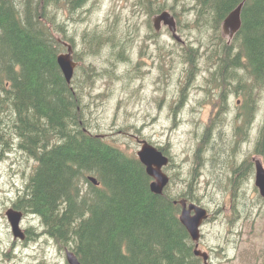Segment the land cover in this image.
Segmentation results:
<instances>
[{
  "label": "rangeland",
  "instance_id": "obj_1",
  "mask_svg": "<svg viewBox=\"0 0 264 264\" xmlns=\"http://www.w3.org/2000/svg\"><path fill=\"white\" fill-rule=\"evenodd\" d=\"M52 1L60 20L51 26L72 40L78 52L77 87L81 85L85 127L130 155L140 149L139 139L160 148L170 144L174 161L165 172L173 181L167 193L208 210L200 248L209 253L211 263L264 264V199L249 165L264 117V92L255 95L250 129L239 120L250 105L245 91L229 94L222 108V83L213 74L219 63L213 55L191 69L186 48L189 42L198 47L204 41L192 24V0H93L71 14L62 11L63 1ZM163 6H173L179 14L178 33L184 44L176 43L166 28L154 31L149 17ZM93 36L101 39L95 42ZM104 43L100 55L94 56ZM245 85L251 82L243 81ZM185 95L187 104L176 110L174 103ZM215 113L220 146L205 154L198 184L186 186L200 139L198 128L204 131ZM8 121L3 120L4 127L10 126ZM238 125L249 129L246 137L236 135ZM6 141L4 146L10 144L9 138ZM241 164L245 177L231 187L234 166ZM36 167V160L20 150L18 138L0 158V264H68L65 251L53 240H15L5 215ZM22 228L37 234L44 230L33 216L25 217Z\"/></svg>",
  "mask_w": 264,
  "mask_h": 264
},
{
  "label": "trees",
  "instance_id": "obj_2",
  "mask_svg": "<svg viewBox=\"0 0 264 264\" xmlns=\"http://www.w3.org/2000/svg\"><path fill=\"white\" fill-rule=\"evenodd\" d=\"M61 1L71 14L89 0ZM196 1L202 3L198 20L207 24L202 30H218L244 2L232 45L213 37L211 55L219 76L231 68L240 79L246 71L256 101L264 92V0ZM56 7L52 0H0V148L18 138L38 163L15 208L38 216L45 233L81 264H202L176 199L151 191L152 179L136 156L84 130L78 76L69 86L57 63L64 39L50 24L60 20ZM258 135L255 153L264 159V121ZM92 175L99 186L89 181Z\"/></svg>",
  "mask_w": 264,
  "mask_h": 264
},
{
  "label": "water",
  "instance_id": "obj_3",
  "mask_svg": "<svg viewBox=\"0 0 264 264\" xmlns=\"http://www.w3.org/2000/svg\"><path fill=\"white\" fill-rule=\"evenodd\" d=\"M240 10L241 6L229 15L223 25V30L225 33H228V35H231L240 26ZM161 19L165 20V24H168L170 29L175 32V24H173L172 19L168 17V15H163ZM155 23L158 28L157 24L160 22ZM67 46L68 52L66 54H60L57 57V62L66 78L67 83L70 84L74 75L76 64L73 61L72 47L68 44ZM138 155L142 164L146 166L148 175L154 178V181L151 183V191L155 194L161 195L164 188L168 184V178L162 173L161 169L168 163V160L163 157L162 153L147 144L143 146V149L138 153ZM90 179L93 183L97 184L95 178L91 177ZM256 186L259 188L260 194L264 198V168L259 161L256 162ZM181 204L183 206V211L180 216V220L189 231L193 240L198 241L200 238L199 226L202 220L206 217V212L195 205H190V207L186 209L185 201H182ZM193 210L195 211V215L191 216V211ZM6 215L12 225L14 237L24 240L25 234L20 228V222L23 214L14 209H9ZM195 255L202 257L205 262L208 260V255L198 250H195ZM67 259L69 264H80L72 252H67Z\"/></svg>",
  "mask_w": 264,
  "mask_h": 264
},
{
  "label": "bare ground",
  "instance_id": "obj_4",
  "mask_svg": "<svg viewBox=\"0 0 264 264\" xmlns=\"http://www.w3.org/2000/svg\"><path fill=\"white\" fill-rule=\"evenodd\" d=\"M101 53L100 52H95L94 56H99ZM192 56H194V60L196 62L199 63V61L201 60V55L197 52L195 53H192ZM195 68V66H194ZM193 68V69H194ZM246 71L244 70H241V78L240 79H237L234 75H235V71L232 70L231 68L227 69L224 74L222 76H219L218 74L215 76L216 79L220 80L221 83H222V87L220 88L221 92H222V97H223V106L222 108L224 107V104H225V100L227 99L228 95L229 94H238V93H241V92H244L245 94H247V97H248V100H249V108H245L244 110V113H243V116L239 118L243 120V125L244 126H247L248 123V119H246V121L244 120L245 118H247L248 116H250L253 112H254V109H255V101L253 100V95H252V80H250L249 76L245 73ZM250 81L251 82V86L247 87L248 85H245L244 87L242 86V82L243 81ZM239 86H237V83H239ZM247 88V89H246ZM244 89V90H242ZM246 90H247V93H246ZM89 127V126H88ZM199 131V141L198 142H201L202 146L204 147V142L207 141L208 142V151L209 152L212 148H214V145H213V142H211L209 140V133L208 131L204 130H200L198 128ZM248 132H249V129H245L243 127H241L240 125H238L236 128H235V133L236 135H244L245 137L248 135ZM216 133H219L220 134V130L219 129H216ZM259 136V135H258ZM258 136H257V139H256V144H257V141H258ZM218 139H220L218 136H217ZM11 143L8 145V148L10 147ZM217 146V145H216ZM215 146V147H216ZM5 149L2 150V148H0V151H4ZM206 152V153H207ZM4 154H1L0 155V158L3 157ZM200 160H203L202 158H200Z\"/></svg>",
  "mask_w": 264,
  "mask_h": 264
},
{
  "label": "flooded vegetation",
  "instance_id": "obj_5",
  "mask_svg": "<svg viewBox=\"0 0 264 264\" xmlns=\"http://www.w3.org/2000/svg\"><path fill=\"white\" fill-rule=\"evenodd\" d=\"M215 81L217 82V83H220V80H218V79H216L215 78ZM218 124V123H217ZM217 124H215V125H213L210 129H205L206 131H208V133H209V140L211 141V142H213V145H214V147L217 145V146H220V139H218L217 138V136H215V133H216V129H218L217 128ZM220 130V129H219ZM241 169H242V166L240 167ZM242 176H243V174H242V172H238L237 173V175H236V177H235V179H236V182L238 183V184H240V182H238V180L240 179V178H242ZM242 182V181H241ZM26 233H27V231H26ZM28 235V234H27Z\"/></svg>",
  "mask_w": 264,
  "mask_h": 264
}]
</instances>
